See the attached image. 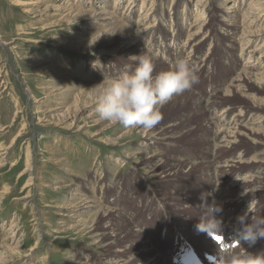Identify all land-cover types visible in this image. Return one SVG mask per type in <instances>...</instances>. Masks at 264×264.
Returning <instances> with one entry per match:
<instances>
[{"label":"bare ground","instance_id":"bare-ground-1","mask_svg":"<svg viewBox=\"0 0 264 264\" xmlns=\"http://www.w3.org/2000/svg\"><path fill=\"white\" fill-rule=\"evenodd\" d=\"M112 1L115 2L110 7ZM127 1L125 10L128 15L123 13L126 15L124 20H129L136 3L134 0ZM213 2L220 6L212 4L211 0L194 2L193 21L184 43L181 22L188 20L187 15L192 16V10L183 0L171 1L170 11L173 14L170 19L165 18L164 0H142L141 9L144 11L135 29L125 26L115 14L116 7L119 8L124 0H60L43 11L38 10L40 8L28 11L38 15V18L44 16L50 19L49 27L58 28L56 32L67 33L63 38H54L58 39L60 46L77 50L86 57L85 54L92 51L91 69H72L68 62L59 63L52 58L38 60V66L42 67L39 72L54 76L53 82L43 87L50 102L46 112L58 113L63 119L73 117L72 121L76 122L80 118L73 113L80 115L88 105L114 107L111 112L117 119L115 123L121 122L130 127L124 137L139 135L138 139L133 140L136 141L134 144L126 147V160L159 186L170 187L171 201L179 202L180 195L194 197V188L187 187L182 179L185 175L198 171L199 177L208 181L204 190L207 189L208 195L213 192L214 197L208 196L203 206L209 208L201 215L212 225V234L222 240L223 247L220 244L216 246L210 239L207 243H200L208 250L207 254L219 256V264H262L260 259L251 256L259 246L252 241L249 224L257 219L262 207L260 199L264 196V151H258L260 145L264 146L261 141L264 139V100H255L251 95L264 96V0ZM168 22L171 23V36L162 29ZM216 27L220 28L222 37L214 35ZM120 33H124V36L118 40ZM220 41L229 44L231 53L226 54L221 50L218 64L221 59L228 60V56H231L234 65V53L236 55L238 50L246 59L244 62L235 60L234 72L228 75V86L222 78H210L214 58L208 56L209 53L208 57L200 60L206 44L210 43L209 49H216ZM254 43L255 46L250 49ZM143 60L159 64L154 69L147 68L145 76L148 79L144 83H131L127 76L117 77L121 80L119 83L111 80L116 77L111 66L120 63H123L121 66H133ZM184 71L191 74L182 76ZM205 71L208 72L206 75ZM200 78L210 83L207 90L197 86ZM239 98L246 103L237 105L228 100ZM86 99L91 100L86 106L77 108L78 111L71 108ZM176 106L187 107L185 111L189 115L204 116L207 147L199 152L200 155L193 157L198 159L197 162H193V158L186 153V147L179 144L178 139L186 135V131L174 134L175 124L168 125L159 120L163 110ZM106 122L107 117H103L96 124L98 140L105 136L109 126ZM108 143L116 144L114 141ZM8 155L0 153L1 166L8 162ZM98 169L110 171L101 163H98L97 172ZM65 171L70 176H77L73 170ZM120 171L118 168L115 178L118 182H127L128 179L122 177ZM132 181L133 184L138 182L134 178ZM66 187L73 189V192L62 215L67 220L78 219L76 226L79 232L88 235L91 244L101 249L100 252L113 251L103 259L102 264H170L166 260L168 256L171 258L170 249L165 247L162 250L157 245V238L161 237L166 222L158 230L159 236L157 234L154 240L150 239L154 230L152 225L144 223L138 226L142 219L140 217L125 218L119 202L102 206L95 197L94 189L86 188L75 179L70 180ZM7 194V188L3 189L0 204ZM242 206H247V211L240 212ZM84 215L87 217L82 218ZM168 222L171 229H178L185 236V224L182 227V222L180 224L178 220ZM96 223L100 225L99 229L94 227ZM132 224L139 230L133 231ZM171 229L165 233L166 242ZM0 231L3 237L0 242V264L25 259L23 232L15 218L0 225ZM144 238L147 240L144 241ZM240 240L243 242L238 244ZM189 241L191 245H196L194 238ZM67 252V260L72 264H89L91 261L88 259L84 262L82 256L77 258L70 250ZM23 263L31 264L27 261ZM188 264L205 262L197 256L188 255Z\"/></svg>","mask_w":264,"mask_h":264},{"label":"rangeland","instance_id":"rangeland-1","mask_svg":"<svg viewBox=\"0 0 264 264\" xmlns=\"http://www.w3.org/2000/svg\"><path fill=\"white\" fill-rule=\"evenodd\" d=\"M134 1L135 9L129 14V20H124L126 15H123L128 13L125 10L127 0L115 9L116 16L125 26L132 29L137 27V20L144 11L141 9L142 0ZM171 1L164 0L163 11L167 14L166 19H170L173 14V11H170ZM183 1L192 10V16L187 15L188 20L181 22L183 23L181 29L184 32L182 43L186 42L187 32L192 25L193 5L196 0ZM213 1L211 0V3L217 5ZM59 2L60 0H0V153L9 154L5 166L0 165V194L3 189L8 190V194L2 197L0 204V225L15 218L23 232L22 241H25L23 251L27 255L25 259L10 264H24L25 261L31 264H72L67 260L68 250L77 258L82 256L84 262L90 259L89 264H102L103 259L113 253V251L100 252L101 249L91 244L88 235L84 236L79 232L76 226L78 219L67 220L62 215L73 192V189L66 187L72 179L78 180L86 188L94 189L95 197L102 206L113 205V201L119 202L125 218L140 217L143 222L140 221L138 226H143L144 223L152 225L154 230L150 239L157 234L159 236L158 230L162 223L166 222L163 225L165 226L163 232L160 233L161 237L157 238V245L162 250L165 247L167 250L170 249L171 258L166 257L170 264H188V255L194 258L197 256L205 264H219V256L208 255V250L200 246V243H207L209 239L216 246L220 244L223 247V243L212 234V225L201 215L205 209L209 208L203 204L208 201L209 195L214 197V193L210 192L208 195L207 189L204 190L208 181L201 179L198 171L182 178L187 187L194 188L195 200L193 201V198L187 194L180 195L179 202L171 201L169 197L172 190L169 186H167L169 188L159 186L155 181L146 178L141 169H134L131 161L126 160L125 152L128 151L126 147L134 144L136 141L133 140L138 139L139 135L131 138L124 137L125 131L130 127L120 124L121 122L115 123L117 119L111 112L114 107H108V105L104 107L105 104L88 105L80 115L77 112L73 113L80 118L78 121L76 119V122H73V117L63 119L58 113L46 112L50 102L43 87L52 83L54 76L39 72L42 67L38 66V60L52 58L59 63L68 62L72 69L82 67L91 69L92 63V51L85 54L86 57L77 50L60 46L58 39L54 38H63L67 33L56 32L58 28L49 27L52 22L50 19L44 16L38 18V15L28 11V9L37 8L43 11L47 6ZM114 2L110 3V7H113ZM162 29L171 36L170 22ZM214 35L222 37L220 28L214 29ZM123 36L124 33H120L118 40ZM255 44H252L250 49ZM228 46L227 42L220 41L216 49H209L210 43H208L202 48L200 55V60L208 56L214 58L213 63H215H212L210 67V78L213 76L222 78L226 86H228V75L234 72L235 60L238 62L246 60L242 58L238 50L236 55L234 53V65L231 56H228V60L221 59L218 64L221 50L226 54L231 53ZM218 48L220 50L216 51ZM122 64L110 67L116 76L111 80L116 83L121 82L116 78L122 76H127V80H131V83L133 81L144 83L148 79V76H145L148 69L159 66L158 63L145 60L139 61L137 63L139 66L136 64L121 66ZM116 65L120 66L116 68L114 67ZM220 66L224 67V70L220 69ZM206 73L208 72L205 71L204 75ZM190 74L191 72L187 74V71H184L182 76ZM200 80L197 86L201 90H207L210 83L201 78ZM251 95L255 100H264L263 95L254 93ZM91 99H86L71 108L78 111L77 108L86 106L85 104ZM228 100L237 105L246 103L242 98ZM101 106L106 109L104 110ZM186 109L188 108L169 107L161 112L159 120L168 125L175 124L174 134L186 131V135L178 139L179 144L185 146L186 153L193 158L206 149L207 130L203 125V114L189 115ZM103 117H107L106 123L109 126L106 128L105 136L102 135V139L98 140L96 124L103 120ZM110 141L116 144L108 143ZM261 141L264 145V139ZM263 148L264 146L260 145L258 151H264ZM61 159L64 162L59 163L58 160ZM197 161V158H193V162ZM98 163H101L104 168L108 167L110 171L98 169L97 172ZM113 165L115 166L112 167ZM118 168L121 170L122 177L128 179L127 182H118L115 178ZM65 169L75 171L77 176H70ZM102 174L104 176L101 178ZM244 175L243 173L242 178ZM133 178L138 180L137 184H133ZM260 203L261 211L255 222L249 224V229L253 243L259 246V249L251 256L260 259L259 261L264 264V196L260 199ZM245 211L247 206H242L240 212ZM210 213L213 214L212 211ZM237 215L238 213L235 216ZM86 217L87 215L82 216V218ZM175 220H178L180 224L182 222V227L185 224L186 230L183 234L186 237L178 229H171L168 221ZM94 227L100 228V225L96 223ZM132 227L133 231L139 230L133 224ZM170 229V238L166 242L165 233ZM2 238L0 231V242ZM191 238L196 240V245H191L189 241ZM145 240L147 239L144 238ZM242 242L240 240L238 244Z\"/></svg>","mask_w":264,"mask_h":264}]
</instances>
